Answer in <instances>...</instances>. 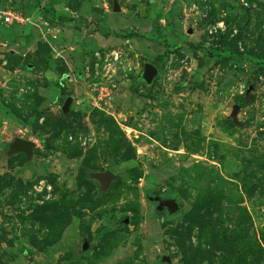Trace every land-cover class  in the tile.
Segmentation results:
<instances>
[{
  "label": "rangeland",
  "instance_id": "obj_1",
  "mask_svg": "<svg viewBox=\"0 0 264 264\" xmlns=\"http://www.w3.org/2000/svg\"><path fill=\"white\" fill-rule=\"evenodd\" d=\"M85 1L137 40L67 65L41 32L82 0L0 25V263L264 264V0Z\"/></svg>",
  "mask_w": 264,
  "mask_h": 264
},
{
  "label": "crops",
  "instance_id": "obj_2",
  "mask_svg": "<svg viewBox=\"0 0 264 264\" xmlns=\"http://www.w3.org/2000/svg\"><path fill=\"white\" fill-rule=\"evenodd\" d=\"M13 1L16 2L9 9L19 11L28 19V21L23 24H12L17 28L12 31L6 30V34H3V37L7 40L14 39V45H21V37L25 38L27 33L32 34L31 39L33 41L36 40L37 37H34L33 35H38L40 33L38 31L39 28L31 26V30L28 29L27 31L21 28L22 26H27L29 24L32 25L33 21L35 22H33V25H37L40 22L39 20L41 19V16L33 7V4L35 5L37 0ZM41 1V3H44L46 0ZM81 3L82 4L74 10L64 6L62 7L60 4H54V10L56 8L57 12L53 11L52 14L55 19L54 21L58 24L52 22L51 27L53 28L47 29V32L45 30L41 32V35L48 43L56 45H53L52 49L58 51L59 54H61V52H59L60 49L62 52H65L64 56L68 58L67 65H73L78 60H82V56L89 48L95 49L105 46H113L114 44L120 43V41H124L123 39L137 40L135 37H127L129 34L137 33L135 31L136 29L133 28L135 27L134 22H130L122 17L119 18L118 15H108L105 11L103 13L96 12L89 7L90 5L85 0H82ZM41 21L46 23L42 19ZM5 26L7 28L10 27V25ZM130 27L134 29L131 32L129 30ZM107 32L119 33L123 39L115 38L113 34L106 37ZM49 33H52L53 35H50ZM9 43L12 44L10 41H6V44ZM60 46H62V48H60Z\"/></svg>",
  "mask_w": 264,
  "mask_h": 264
},
{
  "label": "water",
  "instance_id": "obj_3",
  "mask_svg": "<svg viewBox=\"0 0 264 264\" xmlns=\"http://www.w3.org/2000/svg\"><path fill=\"white\" fill-rule=\"evenodd\" d=\"M156 74V69L153 67L151 64H145L142 72V79L147 83L150 84L153 77ZM71 99L67 98L65 100V103L63 105V109L66 108L68 103H70ZM33 147V143L30 142L29 140H24L21 138H16L14 143L12 144V149L14 151H20L25 154H29ZM113 174L109 171H106L104 173H100L97 175V178L101 180L104 184H108L109 181L113 178ZM157 203V209L158 210H164L166 209L169 215L176 214L179 211V205L177 204L176 200L171 198V199H161V198H155L154 199ZM88 247L87 243L84 242L82 245V249L86 250ZM1 264V263H0Z\"/></svg>",
  "mask_w": 264,
  "mask_h": 264
},
{
  "label": "built area",
  "instance_id": "obj_4",
  "mask_svg": "<svg viewBox=\"0 0 264 264\" xmlns=\"http://www.w3.org/2000/svg\"><path fill=\"white\" fill-rule=\"evenodd\" d=\"M28 19L25 18L19 11H11V10H0V25H12L23 24L27 22ZM5 46V44H2Z\"/></svg>",
  "mask_w": 264,
  "mask_h": 264
},
{
  "label": "trees",
  "instance_id": "obj_5",
  "mask_svg": "<svg viewBox=\"0 0 264 264\" xmlns=\"http://www.w3.org/2000/svg\"><path fill=\"white\" fill-rule=\"evenodd\" d=\"M130 36V35H129ZM128 37V36H127ZM131 37V36H130Z\"/></svg>",
  "mask_w": 264,
  "mask_h": 264
}]
</instances>
